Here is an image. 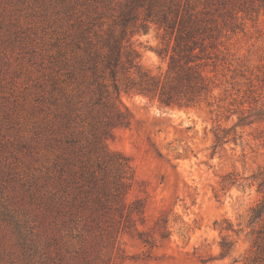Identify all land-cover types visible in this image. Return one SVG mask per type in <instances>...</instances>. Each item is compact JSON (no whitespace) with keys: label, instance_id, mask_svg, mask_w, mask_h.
<instances>
[{"label":"rangeland","instance_id":"1","mask_svg":"<svg viewBox=\"0 0 264 264\" xmlns=\"http://www.w3.org/2000/svg\"><path fill=\"white\" fill-rule=\"evenodd\" d=\"M126 1L0 0V264H264V215L253 219L264 201V0L234 8L213 2L211 12L228 28L207 101L164 108L122 94L135 121L107 145L132 166L126 203L145 202L140 231L161 222L169 238L150 247L134 230L117 238L71 221L83 183L71 174L62 183L54 163L68 155L67 138L87 143L79 133L88 120L66 126L52 97L63 104L71 89L63 80L79 18L105 36ZM180 1L201 10L206 0ZM132 30L143 67L163 72V29Z\"/></svg>","mask_w":264,"mask_h":264},{"label":"trees","instance_id":"2","mask_svg":"<svg viewBox=\"0 0 264 264\" xmlns=\"http://www.w3.org/2000/svg\"><path fill=\"white\" fill-rule=\"evenodd\" d=\"M214 1L206 0L203 9L197 10L180 0H127L105 36L95 31L90 19L79 18L63 80L71 89L64 90L63 104L55 97L52 100L61 109L58 114L66 126L73 120H88V130L79 133L87 143L77 147L83 139L67 138L68 155L62 153L54 163L62 183L70 174L83 183L85 196L75 197L77 217L71 218L74 223L82 222L83 231L111 237L117 234L119 238L134 230L150 247L157 239L169 238L167 226L161 222L152 233L140 231L139 223L146 222V204L142 200L126 203L136 181L132 166L124 154L111 151L107 142L117 129H130L135 121L133 112L121 100L123 93L156 99L164 108L195 107L211 96L217 87L211 73L220 65L219 39L223 28H228L227 21L220 23L211 12ZM217 2L232 8L242 5L241 0ZM150 24L164 31V47L157 54L167 67L159 74L143 67L140 54L130 42L132 28L148 32ZM54 87L56 92V83ZM250 117L241 118L240 124ZM216 138L221 140L219 135ZM263 215L264 201L253 210V219ZM226 249L224 243L222 250Z\"/></svg>","mask_w":264,"mask_h":264}]
</instances>
